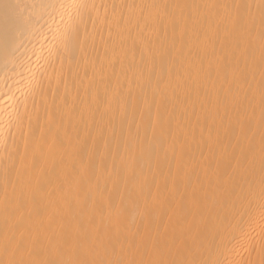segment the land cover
<instances>
[{"label":"bare ground","instance_id":"obj_1","mask_svg":"<svg viewBox=\"0 0 264 264\" xmlns=\"http://www.w3.org/2000/svg\"><path fill=\"white\" fill-rule=\"evenodd\" d=\"M0 0V264H264V0Z\"/></svg>","mask_w":264,"mask_h":264},{"label":"snow or ice","instance_id":"obj_2","mask_svg":"<svg viewBox=\"0 0 264 264\" xmlns=\"http://www.w3.org/2000/svg\"><path fill=\"white\" fill-rule=\"evenodd\" d=\"M71 6L74 7L75 9H77V11L79 12V11L85 9L87 7V4L84 2V0H79L78 3H75Z\"/></svg>","mask_w":264,"mask_h":264}]
</instances>
